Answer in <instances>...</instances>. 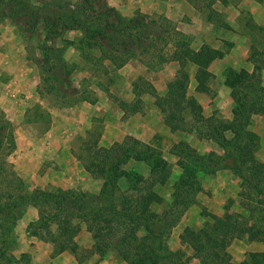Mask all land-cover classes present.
Returning <instances> with one entry per match:
<instances>
[{
    "label": "rangeland",
    "instance_id": "1",
    "mask_svg": "<svg viewBox=\"0 0 264 264\" xmlns=\"http://www.w3.org/2000/svg\"><path fill=\"white\" fill-rule=\"evenodd\" d=\"M102 10L105 13H99ZM203 47L217 51V56L212 60L205 52L200 60L191 62L188 58L184 67V52L200 53ZM232 49L237 52L233 60L242 58L241 66L229 68L235 70L234 76L227 69L222 82L211 72V66ZM226 74L236 81L235 92L247 101L246 108L252 112L245 113L249 114L246 126H240L237 120L232 125L234 133L224 134L231 144L225 143L221 132L212 127L218 122L230 127L224 122L236 120L218 116L219 110L212 105L207 115L201 108L200 117L194 118L190 111L182 114V100L179 109L169 108L170 125L166 124V115L157 103L167 97L171 84L177 91L169 95V100L182 95L186 84L187 96L198 104L189 93L193 82L196 93L212 102L226 89L232 93L224 84ZM156 84L166 86L167 92L160 94ZM152 108L161 116V122L146 127L144 134L148 137L156 131L159 136L162 127L167 128L177 138L169 150L162 151L130 134L139 125L132 117ZM245 129L254 137L249 139ZM118 133L120 139L114 142ZM236 138L252 142L249 152L253 159L250 153L241 155L246 160L243 174L251 177L259 168L260 179L264 178L260 169L264 164V0H0V206L6 202L21 204L23 196L28 201L17 225L9 221L7 230L0 229V249H6L7 255L6 259L0 258V264H51L50 253L54 257L64 252L76 254L77 264H131L125 258L141 264L137 248L145 247L147 241L159 264H264L261 257H254L264 254V180L254 188L238 173L218 169L206 173L203 179L197 177L200 191L193 194V205L185 208L176 204L185 201L189 191L199 189L196 182H189L183 191L176 185L184 180V164L189 162L184 143L207 160L218 162L227 156L222 146L231 153L238 152ZM128 139L156 152L151 155L142 145L132 151L134 143ZM117 145H122L121 153L127 160L118 171L106 172L103 177L98 172L103 149ZM135 154L146 159L139 161ZM233 161L226 160L228 164H235ZM114 162L116 159L107 163ZM91 164L92 170L88 171L86 166ZM253 164L259 167L253 169ZM152 169L157 174L151 175ZM130 170L136 180L139 174L146 178L144 185L134 187L130 176V188L128 180L122 178L119 192L102 197L107 178L112 180L115 172ZM224 170L226 174L217 176ZM158 177L168 183L154 187L151 198L163 200L150 205L155 218H147L137 227L125 216L112 217L110 199L116 201L118 210L124 199L137 198L136 204L140 205V190L153 186ZM72 178L78 182L70 186ZM61 191H72L77 201L82 200L81 194L95 199L100 217L111 222H104L103 232L109 233L105 246L96 247L93 233L78 216L69 219L67 235H63L64 229L56 231L52 215L37 222L40 205L35 198L41 192ZM111 192L106 187L105 194ZM45 201L43 198L41 208L46 204L51 213L53 207ZM29 209L38 211L37 220H24ZM86 210L78 213L76 208L70 212L88 213ZM226 211L232 216L228 218ZM141 212L136 209V216ZM145 224L151 233L145 231ZM83 228L94 239L91 248L86 247L89 240ZM133 228H139L138 244L129 237ZM187 228L203 230L197 233L203 240V247L199 246L202 252L196 251L198 246L193 242L197 236H191ZM123 233L129 243L117 247ZM36 240L40 242L38 247L28 246ZM44 243L50 249H43ZM59 247L64 249L60 251ZM23 254L28 259L12 260Z\"/></svg>",
    "mask_w": 264,
    "mask_h": 264
},
{
    "label": "trees",
    "instance_id": "2",
    "mask_svg": "<svg viewBox=\"0 0 264 264\" xmlns=\"http://www.w3.org/2000/svg\"><path fill=\"white\" fill-rule=\"evenodd\" d=\"M96 13H97V16H101L99 13H105V12L102 10L99 13L96 11ZM118 22L120 24L122 21L118 20ZM126 44L130 45L131 43H126ZM127 49H129V47H127ZM205 52H207L208 55H211L210 57L212 60L217 56V53H216L217 51L215 52L214 50L206 48V47H203L200 50V53L193 52L191 54L190 53L187 54V52H184V67L187 64L186 60L188 58L191 60V62L194 59L200 60V58H202L201 54H204ZM220 56H221V54H220ZM198 63H199V61H198ZM228 70L230 72L229 74H232L234 76L235 70H230V69H228ZM229 74L225 75L226 78H225L224 84L232 89L231 95H232L234 102H235L233 114H234V120H236V121L235 122L234 121L229 122V123L224 122V123L229 124L230 127L223 125L222 124L223 122L222 123L218 122L217 123L218 125H214L212 127L214 131L221 132L220 134H222V135L220 137L223 138V140L227 144H231L232 140H226L224 134L228 131H232L234 133V131L232 129V125H234L237 122V120H238L240 126H243V125L246 126V123L249 120L248 115L249 114L252 115V112H250V110L248 108H246V106L249 105L247 103V101L244 98H240L237 95V93L235 92L236 81L232 77H229ZM244 75H246V74H244ZM246 76H244V78ZM211 77H213V76L211 75ZM186 83H188V80L186 81ZM186 87L187 86L185 84L184 93H182V95H176L175 96L176 98H172L169 100V95H174L177 91V89H175L174 85L171 84L169 86V91L167 93V97L161 98V100H164V101L163 102L159 101L157 103V106L166 115L165 116L166 121H167L166 124L170 125L169 124L170 122L168 120V118L170 116L169 114H171L169 112V108L171 109V111H173L175 107H176V109H179L178 107H180L179 105H181L180 102L182 100H184V110H182V108H181L182 114H183V111L184 112L190 111V114L194 118H197L198 116L200 117L201 108L198 107V104L195 100H193L187 96ZM207 89L208 88H203V91H207ZM246 112L247 113L249 112V114L246 115L245 114ZM167 113H168V117H167ZM241 118H242V120H241ZM200 119H202V117ZM221 124H222V127H221ZM244 134H246L249 139L251 137L252 138L254 137V135H252V134H251L252 136H250L247 129L244 130ZM237 139L238 138L234 139V144L236 145V149L238 152L237 153H231L230 151L227 150L226 146H222L224 151H227L226 152L227 156H225L224 159H219V160L217 159L218 162H216L212 159L207 160L206 156L198 154V152L196 150L192 149L191 146H189V144L184 143V148L186 149V150L184 149V155H186V157L189 159V162L187 164H184V180H181V182L177 183L176 185L180 190L183 191L184 187L188 188L189 182L190 183L196 182L197 185L199 186L198 187L199 189L194 190L195 193L194 192L192 193L191 191H189L187 193V199L185 201H182V202L178 201V202H176V204H182L183 206H185V208H187L188 206H191V204L193 205L195 202V198L192 199V196H193V194L197 195L198 191H200V182H198L199 178H197V177H199V175H200V177H202L206 173H211V171H213L215 173L218 169H229L235 173H238V175L240 177H242V179H244V181H246V183L251 184V186L253 185L254 188H258L259 183L262 180H264V178L260 179V176H259L260 173H258V172H260L259 168H258V171L255 172V174L251 175V177H248L247 175L243 174V169H242V166L246 162V160H242L241 155L247 156L248 153H250L249 151H250L252 142L249 139L247 141L244 140L245 142H242L241 139L238 141ZM128 141H131L134 143L132 145V148H131L132 151H134V149H136L137 146L142 145L144 147L145 151L146 152L149 151L151 155H153L156 152V150L154 148L147 146V145H143V143L136 141L134 139H128ZM121 146L122 145H117L116 147L114 146L109 150L103 149V154H101L102 155L101 157H103L102 158V164L99 168L100 171H98L99 173H102L103 177H105L106 172L111 173L115 170L118 171L120 166H122L125 163V161L127 160V159H125V156H122ZM255 147H256V145H255ZM126 150L128 151V148ZM251 155L252 154L250 153L249 156H251ZM135 157L139 161H144L146 159L145 157H143L139 154H137V155L135 154ZM252 157L253 156H251V159H253ZM111 159H116V162H114L113 165L108 164V163H110ZM231 159H234L233 162H235V164H228L226 162V160H231ZM223 161H225V162L223 163ZM92 165L93 164L86 166L88 171L92 170V167H93ZM253 166H254L253 169L256 168V166L259 167V165H257V164H253ZM112 168H113V170H111ZM212 169H214V170H212ZM260 169L263 170V174H264V164H263V166L260 165ZM165 173H166V170H165ZM150 174L155 175L157 173L155 172V170L152 169L150 171ZM130 176L133 179L134 187L139 186L141 184L144 185L146 178L143 175L139 174V176H137L138 178L136 180L134 173H133V170H130V171L124 172V173L115 172L114 178L112 180H110L109 178H107L108 180H106V183H108V185H106V187L111 189L112 192L110 194H107V193L105 194V192H106V187H105L102 197H105V199H106L109 197V195H110V197H112L113 193L115 191L119 192L120 187H118V183H119L120 179H122V178L127 179L129 182L128 187L133 188V186H131L132 179L131 178H130V180L128 179ZM165 177L166 176H164L163 178H165ZM261 177H263V176H261ZM163 178L158 177V181H156L153 186H149V188L143 187V190H140V193L142 195V196H140L142 199V201H141L142 203L140 205L136 204L137 198H133L132 200H127V199L125 200L124 199V202L122 204H120L121 205L120 210H118L119 208L117 207V205L115 203L116 201L110 199L108 207H109V212L113 213L112 217L117 218L120 216H125L129 222L133 223L132 226H137V227H139V224L141 223V221H143L147 218H155L156 214H154V212L151 211L150 205L154 202L161 204V203H163V200H160V199L154 200V198H151V197L155 195L154 194V187L155 186H163L162 183L167 182V181L163 182ZM201 179H203V177ZM152 188H153V190H152ZM144 191H147V193L144 194ZM74 194L75 193H73L72 191H61L60 193H55V192H41V193H39L40 196H38L34 200V201L38 202L37 203L38 206L40 205V208H39L40 209V217H39V220L37 222H40V221L43 222V220H45V218L48 217L47 215H50V216L52 215L51 217L57 225L56 231L58 230V232L59 231L61 232V229H64L63 235H67L68 234V228L71 225V223H70L71 221L69 219H71V217H73L72 215L78 216V218L84 219L86 221V225H87L88 230L93 233V237L95 239L96 247L100 246L102 248L103 246L106 245V243H108V241L106 240V237L109 235V233L106 234L105 232H103V231H106L105 223H106V225H109V223H111V222H108L105 218L100 217L97 205H94V202L96 203L94 198L91 199V197H89L88 195L81 194V196H79V198L81 197L82 200L77 201L76 200L77 198L75 197L76 194L75 195ZM190 197H191V200H190ZM43 198H46L47 203L49 202L50 203L49 205L51 207H53V211L51 213L47 209L48 206H45L46 204L44 206H42V208H41V205L44 204L43 202H41V201H43ZM87 199H89V200H87ZM26 201H27L26 198L23 196L21 204H16L15 202L14 203L6 202V203H3L2 206H0V229H6L7 230L6 223L9 221L12 222L13 224L16 222V224H14V225L15 226L17 225L18 220L23 217L25 209L28 206V203H27L28 201L27 202ZM29 203H31V202H29ZM76 208L78 209V213H80L81 211L86 210V209L88 210V213L84 212L83 214H71L70 211L72 209H76ZM138 208L142 209V212L140 213V215L136 216V209H138ZM17 209H19V210H17ZM15 211H17V212H15ZM121 211L122 212L124 211V213H127L129 215L126 216L127 214L126 215L122 214ZM60 212H63V213L67 212V215L61 216ZM225 214H226V216H228V218L232 216V214L227 213V211L225 212ZM51 217H48V218H51ZM213 217L216 219H221L220 217L219 218H217L215 216H213ZM65 218L67 219V222H64ZM166 218H168V217H166ZM111 219H113V218H111ZM107 228L110 229L109 226ZM144 228H145L146 232H148V233L152 232L151 228H149V226L147 224L144 225ZM133 229H135V228H133ZM133 229H131V233L129 234V237H132L133 238L132 241L134 243L138 244L140 242V237L136 236V234H137L139 228L137 229V231H136V229L135 230H133ZM188 230L190 231V229L187 228L186 232ZM217 230H218V227H216L214 234H216ZM189 233L191 234V236H197L193 243L196 245V247L198 246V248H195L196 251L202 252L203 250L200 249L199 246L203 247V240L198 238L197 233L201 234V233H203V230H200V231L191 230ZM184 237H185V235H184ZM53 241L57 243L56 240H53ZM128 243H129V238L126 235V233H123V236L119 239L116 246L117 247L127 246ZM149 245L150 244L148 243V241H147V244L145 245V247L138 245L140 247H138L137 250H138V252H141L138 255L139 260L142 261L141 264H159L160 263L159 260L154 256V250H151V247ZM160 245L161 244H159V246ZM75 247L71 248V250H73V252L76 251ZM63 249H64V247H59L60 251H62ZM5 250L6 249H0V258L3 257L4 259H6L7 255L5 253ZM165 256H167V255L165 254ZM28 257L29 256L27 254H23L21 256V258H17V259H15V257L14 258L11 257V258L13 261H17V260L24 261L23 259H28ZM254 257H256V258L261 257V261L264 263V254H258V255H255ZM125 260H128L131 264H134V260L131 261L128 258H125Z\"/></svg>",
    "mask_w": 264,
    "mask_h": 264
},
{
    "label": "crops",
    "instance_id": "3",
    "mask_svg": "<svg viewBox=\"0 0 264 264\" xmlns=\"http://www.w3.org/2000/svg\"><path fill=\"white\" fill-rule=\"evenodd\" d=\"M210 25L212 26V24H210ZM212 33H213V31H212ZM212 33H211V35H212ZM214 36H215V34H214ZM217 37H219V36H217ZM216 40L218 42L219 41L222 42L219 38H216ZM234 48H235V46H234ZM233 50H236V49H232L231 52L225 54L221 59L214 60V62L212 63L211 72L216 75V78H218V79L220 78V81H222V82H223V77H224L223 73L226 72L227 69H229V68L236 69V68H239V66H241L240 63L242 61V58L240 56H238V59H236V61H235V59L233 60V55L235 53H237ZM239 57H240V59H239ZM215 69H217V70H215ZM155 87L160 94H165L167 92L166 86L160 87L158 84H156ZM190 88H192L189 90L190 96L197 99L198 105L200 106V108L203 109V112L205 115H207V112L210 109L209 107H211V105H212V106H215L214 108L219 110L218 116L222 115V117L225 119H229V120L233 119V117H234L233 110L235 107V105H234L235 102H234V99L231 95L230 90L228 91L226 89L227 91L226 90L224 91V93H225V94L223 93L224 95L220 94V93L216 94L214 97V100L212 102H210L209 100L204 99L202 95L196 93V85L193 82L191 83ZM129 93H133L131 89L129 90ZM142 113L143 114L136 115V116L132 117L133 122L139 123V125L135 126L133 133H130V132L129 133L131 135H134V136L140 138V139H143L149 145H152L154 147L162 149V151L169 150L171 148V146L175 143V140L177 139L176 136L174 138V136L168 131L167 128L162 127L161 135L157 136V132L154 131V132H152V135L147 137L144 134V132H146V127H150L151 124H154V122L155 123H157V121H158V123L161 122V116L158 115V112L155 108L154 109L152 108L150 111H144ZM109 131H110V127H109ZM119 133H118L117 137H115L114 142L120 139ZM125 134L126 133H124V135ZM223 173L226 174L225 170L224 171H218L217 176L221 175ZM77 182L78 181L76 180V178H72V180L69 184H70V186H72V185H75V183H77ZM48 183H50V182H47L46 184H48ZM226 190H227V187H226ZM207 205H210V202H207ZM38 217H39V215H38L37 210H30L29 209L24 220L30 222L31 220H34V219L37 220ZM22 225H24V223ZM83 232H84L85 237L88 238V240H89V244L86 247L91 248L94 244V239H92V236L90 235L88 230H86V228L83 230ZM32 242L33 241H30L28 246H30V245H33L36 247L39 246V243H40L39 241L36 240L33 243ZM79 244L82 245V243H79ZM48 245L49 244L44 243V245H42V248L43 249H45V248L50 249ZM48 259L50 260L51 264L52 263L53 264H77V262H76L77 256H76V254H73L72 252L71 253L64 252V253H61L59 255H55L54 257H52L51 253H50Z\"/></svg>",
    "mask_w": 264,
    "mask_h": 264
}]
</instances>
